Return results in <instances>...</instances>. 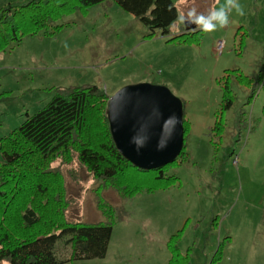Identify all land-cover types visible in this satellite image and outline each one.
I'll return each instance as SVG.
<instances>
[{"label":"rangeland","instance_id":"374dc122","mask_svg":"<svg viewBox=\"0 0 264 264\" xmlns=\"http://www.w3.org/2000/svg\"><path fill=\"white\" fill-rule=\"evenodd\" d=\"M13 1L28 0H0V8ZM172 1L178 16L190 7L207 13L224 3ZM239 3L244 16L233 11L227 27L200 31L198 43L169 41L185 29L178 18L167 35H150L109 0L0 51V139L43 108L57 88L85 84L108 97L136 83L164 85L182 101L189 122L188 156L166 169V176L176 177L166 188L122 198L75 158L51 164L63 176L68 220H105L99 198L115 210L105 257L63 264H168L167 242L177 231L188 264H264V0ZM233 69L253 83L231 80L232 106L221 111L219 81ZM220 115L222 130L214 129ZM120 214L125 218L117 220Z\"/></svg>","mask_w":264,"mask_h":264},{"label":"trees","instance_id":"16d2710c","mask_svg":"<svg viewBox=\"0 0 264 264\" xmlns=\"http://www.w3.org/2000/svg\"><path fill=\"white\" fill-rule=\"evenodd\" d=\"M109 0L13 1L0 8V51L44 28L67 14ZM133 14L153 35L169 33L178 18L172 0H112ZM169 38L178 43H198L200 30L192 25ZM262 72V68L260 70ZM261 75V74H260ZM262 78V77H261ZM231 80L251 85L253 80L239 70H229L220 79L221 111L232 106ZM264 85V78L261 79ZM108 95L96 85L57 88L37 112L0 139V264H63L78 259L104 258L115 222V210L97 200L105 220H68L63 176L51 164L75 158L95 180L112 186L122 198L142 191L166 188L176 180L166 169L177 157L186 158L185 140L189 122L184 118L183 147L172 162L143 170L132 165L115 148L106 119ZM219 120L214 129L222 130ZM120 214L117 220L124 219ZM181 231L167 242L168 264H188V254L177 247ZM61 241V242H60ZM60 242V244H58ZM68 253V254H66Z\"/></svg>","mask_w":264,"mask_h":264},{"label":"water","instance_id":"95a60500","mask_svg":"<svg viewBox=\"0 0 264 264\" xmlns=\"http://www.w3.org/2000/svg\"><path fill=\"white\" fill-rule=\"evenodd\" d=\"M193 26H185L191 30ZM106 119L117 151L143 170L162 167L183 147V104L164 85L136 83L108 97Z\"/></svg>","mask_w":264,"mask_h":264},{"label":"clouds","instance_id":"9594fccd","mask_svg":"<svg viewBox=\"0 0 264 264\" xmlns=\"http://www.w3.org/2000/svg\"><path fill=\"white\" fill-rule=\"evenodd\" d=\"M219 0H217V3ZM235 11L239 16L245 15L244 7L239 0H224L219 7L212 6L207 13L198 12L195 7H190L186 13L178 16L181 24L195 25L197 29L205 33L215 32L218 28H225L230 23L229 15Z\"/></svg>","mask_w":264,"mask_h":264},{"label":"built area","instance_id":"2783aa9c","mask_svg":"<svg viewBox=\"0 0 264 264\" xmlns=\"http://www.w3.org/2000/svg\"><path fill=\"white\" fill-rule=\"evenodd\" d=\"M222 46H223V41L219 40V41L216 42V46H215L214 50L217 53H220L221 49H222Z\"/></svg>","mask_w":264,"mask_h":264},{"label":"crops","instance_id":"0c3cea01","mask_svg":"<svg viewBox=\"0 0 264 264\" xmlns=\"http://www.w3.org/2000/svg\"><path fill=\"white\" fill-rule=\"evenodd\" d=\"M184 31H186V30H184ZM112 235V234H111ZM111 242V238H110V241H109V243Z\"/></svg>","mask_w":264,"mask_h":264}]
</instances>
